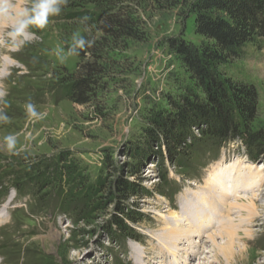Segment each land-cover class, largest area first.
I'll return each instance as SVG.
<instances>
[{
	"label": "rangeland",
	"instance_id": "374dc122",
	"mask_svg": "<svg viewBox=\"0 0 264 264\" xmlns=\"http://www.w3.org/2000/svg\"><path fill=\"white\" fill-rule=\"evenodd\" d=\"M193 1L125 0L144 23L147 40L123 53L135 59L133 69L106 75L107 88L85 106L66 96L69 76L80 63L73 50L77 39L101 33L88 16L84 21L68 16L98 15L96 0H67L47 28L30 30L35 36L18 51L7 46L8 29L0 24V264H264V163L248 162L240 140L220 144L195 132L183 163L169 162L163 149L164 159L155 156L139 172L131 154L145 141L148 112L167 109L168 97L179 99L193 87L167 44L179 38L200 44L189 13ZM18 2L27 6L30 0ZM244 51L227 73L256 88L255 129H264V50L247 45ZM29 104L37 116L27 111ZM8 135L16 137L12 151L4 141ZM64 155L87 187L105 179L108 191L91 200L78 192V201L64 212L61 188L69 186L56 179L44 190L31 181L21 193L14 189L18 176H36L29 163L48 177ZM121 180L140 182L149 192L132 197L123 215L117 210ZM248 182L253 184L245 188ZM251 202L254 211L241 206ZM117 215L134 222L127 224L131 231L111 237ZM179 229L184 231L173 232ZM228 244L235 254L230 261L224 253Z\"/></svg>",
	"mask_w": 264,
	"mask_h": 264
},
{
	"label": "trees",
	"instance_id": "16d2710c",
	"mask_svg": "<svg viewBox=\"0 0 264 264\" xmlns=\"http://www.w3.org/2000/svg\"><path fill=\"white\" fill-rule=\"evenodd\" d=\"M96 1L101 7L98 15L75 13L68 16L70 20L80 21L88 16L90 26L101 33L97 39L84 37L90 46L86 43L83 49L73 50L80 63L77 71L69 76L70 84L65 91L69 100L79 106L92 105L97 101L98 94L108 86L102 81L106 75L114 70L124 72L130 66L133 69L135 59L123 53L130 51L133 43L147 40L144 23L134 10L123 5L125 0ZM189 13L194 17L193 31L201 40L200 44L183 38L169 39L167 44L193 87L179 99L168 97L167 109L154 107L148 112L145 141L132 148L131 152L137 161L136 172L155 156L164 159L163 149L169 162L180 160L183 163L186 151L197 140L195 132L219 140L220 144L238 139L252 163H264V129H255L259 118L257 90L253 85L236 81L227 73V69L244 57L247 45L264 50V0H194ZM61 156L48 177L45 172L37 170L38 167L41 169L40 166L32 167V163L26 162L28 170L32 172L33 168L36 176L32 177V173L18 176L14 189L21 193L22 188L33 182L44 190L56 179L59 185L69 186L67 190L61 188L63 197L59 210L64 212L78 201V192L91 200L95 193L108 191L109 182L105 179L99 180L95 188L87 187L75 164L68 160L67 155ZM116 185L114 192L116 189L121 199L117 210L122 215L128 210L122 206L132 197L149 194L140 182L121 180ZM118 215L112 219L108 231L111 237L131 231L127 224L134 222L130 219L125 221Z\"/></svg>",
	"mask_w": 264,
	"mask_h": 264
},
{
	"label": "clouds",
	"instance_id": "9594fccd",
	"mask_svg": "<svg viewBox=\"0 0 264 264\" xmlns=\"http://www.w3.org/2000/svg\"><path fill=\"white\" fill-rule=\"evenodd\" d=\"M67 0H30L26 5L18 0H0V24L7 27V46L13 50H20L26 42H30L35 36L31 29L44 30L50 23V18L60 14L61 5ZM90 42L79 38L76 40V47L83 49L85 44ZM72 55L71 51L68 53ZM27 111L33 115L38 114L33 105L26 106ZM9 151L16 146V137L8 135L4 137Z\"/></svg>",
	"mask_w": 264,
	"mask_h": 264
},
{
	"label": "bare ground",
	"instance_id": "6f19581e",
	"mask_svg": "<svg viewBox=\"0 0 264 264\" xmlns=\"http://www.w3.org/2000/svg\"><path fill=\"white\" fill-rule=\"evenodd\" d=\"M236 174V173H235ZM236 176V175H235ZM249 184H248V186L245 184V188H249L250 186H252V184H250V182H248ZM226 186V185H225ZM225 186L223 187V188H225ZM247 186V187H246ZM229 189H231V187H229ZM225 190H228V188H226ZM229 191V190H228ZM223 195H225L224 197H227L228 196V193L227 192H223ZM239 198V197H238ZM224 199V198H223ZM237 200V199H236ZM235 200V201H236ZM251 200V199H250ZM223 201V200H222ZM222 201H221V204H222ZM239 201L240 200H238L236 203H235V205H239L238 203H239ZM219 204V203H218ZM243 208H247V209H249L250 211H254V209L256 208V206H255V204L254 203H247V204H243V205H241ZM225 207H226V205H225ZM224 211V208H223V206H222V208L221 209H218V215H220V214H222V212ZM250 211H248L247 213H249L250 214ZM246 212V211H245ZM217 215V216H218ZM210 215H208V218L207 217H203L204 218V220L203 221H208V219L210 220ZM3 220V217L1 216V214H0V221H2ZM199 223V222H198ZM187 225V224H186ZM175 231H184V230H181V229H179V230H173V232H175ZM170 232H172V230L170 231ZM188 232V231H187ZM177 233H179V232H176L175 234H177ZM181 234V233H180ZM179 234V235H180ZM187 235V238L189 239V237H191V235H192V232H188V234H186ZM184 236V235H183ZM175 237V236H174ZM178 237H180V236H178ZM230 243V242H229ZM231 244V243H230ZM230 244H228L229 246L227 247V248H225L224 249V253H225V258L228 260V261H230L231 260V258H234L235 256V254H233L232 253V251L230 250V248H231V246L232 245H230ZM216 247H218V252H220V251H222V249L223 248H220V246H215L214 248L216 249ZM217 257V256H216Z\"/></svg>",
	"mask_w": 264,
	"mask_h": 264
}]
</instances>
